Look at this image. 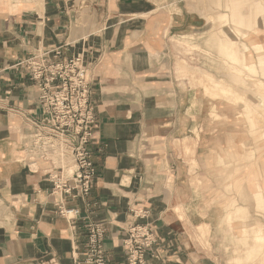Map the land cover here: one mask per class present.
<instances>
[{
    "label": "crops",
    "instance_id": "obj_1",
    "mask_svg": "<svg viewBox=\"0 0 264 264\" xmlns=\"http://www.w3.org/2000/svg\"><path fill=\"white\" fill-rule=\"evenodd\" d=\"M257 1L200 13L198 0H0V264H75L88 220L104 225L108 264H124L130 223L155 239L146 264H264L262 121L198 93L197 81H228L194 47L209 35L212 64L264 71V42L230 43L264 34ZM56 49L83 55L98 124L93 188L63 200L80 211L74 227L50 195V162L28 154L39 88L17 65Z\"/></svg>",
    "mask_w": 264,
    "mask_h": 264
},
{
    "label": "built area",
    "instance_id": "obj_2",
    "mask_svg": "<svg viewBox=\"0 0 264 264\" xmlns=\"http://www.w3.org/2000/svg\"><path fill=\"white\" fill-rule=\"evenodd\" d=\"M17 65L39 88L41 114L29 118L28 154L50 162V195L57 197L58 214L74 227L80 211L66 207L63 200L88 196L96 178L90 145L98 124L90 101L87 65L82 54L64 59L59 49L32 53ZM125 231L121 242L124 264H146L145 254L155 242L148 225L130 223ZM86 233L84 256L75 259V264H108L103 223L88 220Z\"/></svg>",
    "mask_w": 264,
    "mask_h": 264
},
{
    "label": "rangeland",
    "instance_id": "obj_3",
    "mask_svg": "<svg viewBox=\"0 0 264 264\" xmlns=\"http://www.w3.org/2000/svg\"><path fill=\"white\" fill-rule=\"evenodd\" d=\"M257 0H246L245 12L248 13L250 11V6ZM258 3L261 2L258 0ZM221 3V0H220ZM198 7L200 13H215L219 12L220 7L214 4V0H198ZM210 31V30H209ZM259 31V30H258ZM264 32V31H263ZM210 34V32H209ZM230 43L235 42L238 46H247V49L250 48L255 52L254 47H252L249 43L252 41H262L264 42V34L260 35L259 33L249 32L247 38H244L241 35V39L230 35ZM243 38V39H242ZM212 41L209 39V35L206 36L205 43H199L194 46L198 49V51L202 52L203 55V63L206 61L209 62V69L215 75H212L214 79L226 78L228 82H218V81H203L196 83L198 93H202L203 95H207L209 100H212L214 105H233V106H241L243 109L242 115L246 118V120L250 123L251 128L254 126V121H262V126H264V71L261 70L259 64L256 65L257 72L252 73L248 71L244 66L233 63L231 60L228 62L225 59V56L222 58V63L212 64V59H219V55L217 50L211 45ZM242 44H239V43ZM247 54H250L247 51ZM254 55V54H253ZM251 56V55H249ZM248 59L246 58V61ZM250 60L253 59L250 57ZM258 60V58H257ZM254 63V61H253ZM199 74L203 75V77L211 78V76H207L205 73L199 72ZM227 74V75H226ZM184 75V74H183ZM258 79L263 83L259 84V82L249 81L250 79ZM256 91V92H255ZM257 94L256 97H253V94ZM251 115L248 119L246 115ZM216 117V116H215ZM262 131V130H261ZM69 160V159H67ZM230 165H227V168Z\"/></svg>",
    "mask_w": 264,
    "mask_h": 264
},
{
    "label": "bare ground",
    "instance_id": "obj_4",
    "mask_svg": "<svg viewBox=\"0 0 264 264\" xmlns=\"http://www.w3.org/2000/svg\"><path fill=\"white\" fill-rule=\"evenodd\" d=\"M246 116H247L248 119H250L249 117H250L251 115H248V114H247ZM250 120H251V119H250ZM251 121H252V120H251ZM261 132H262V135H264V126H262V131H261ZM237 166H238V165H237ZM237 166L234 165V168L236 169ZM235 169H234V170H235Z\"/></svg>",
    "mask_w": 264,
    "mask_h": 264
}]
</instances>
